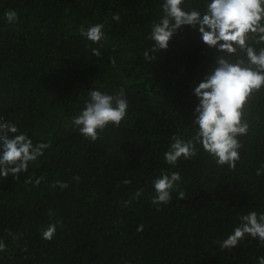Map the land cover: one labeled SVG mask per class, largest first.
Segmentation results:
<instances>
[{"label":"trees","instance_id":"16d2710c","mask_svg":"<svg viewBox=\"0 0 264 264\" xmlns=\"http://www.w3.org/2000/svg\"><path fill=\"white\" fill-rule=\"evenodd\" d=\"M162 2L0 0V117L34 145H51L18 180L0 177V240L7 248L0 264H257L264 257L250 236L231 250L216 243L240 215L264 213V89L250 104L234 170L217 167L203 150L167 165L170 138L188 139L195 131L194 88L224 54L202 43L198 26H184L166 51L150 52L156 59L146 61L143 53L153 46L146 37L162 16ZM205 3L184 0L182 7L203 11ZM9 10L17 22H7ZM97 23L105 25V38L93 44L80 29ZM120 88L129 102L125 119L95 142L85 139L72 120L88 91ZM162 170L180 172L186 199L173 191L157 211L152 182ZM57 181L68 188L53 187ZM57 221L51 241L42 239L41 231Z\"/></svg>","mask_w":264,"mask_h":264},{"label":"clouds","instance_id":"9594fccd","mask_svg":"<svg viewBox=\"0 0 264 264\" xmlns=\"http://www.w3.org/2000/svg\"><path fill=\"white\" fill-rule=\"evenodd\" d=\"M183 4L184 0H163L160 5L162 16L152 23L146 37L153 46L144 51V59L155 61V55L150 57L149 53L166 51L169 41L184 26L192 29L198 26L202 43L224 55L216 58L207 75L194 88L193 94L199 103L194 109L193 135L188 139L173 135L163 159L167 165L175 167L181 158L190 160L203 150L217 167L227 166L234 170L241 159L243 144L240 138L247 136L249 131L247 115L251 110L250 104L264 89V46H260L264 45V0H206L203 11L199 8L185 10ZM5 18L8 23H15L19 19L14 10L7 11ZM111 19L119 22L120 16L114 13ZM104 27L101 23L87 29L81 26L80 34L96 44L105 38ZM92 54L100 57L101 52L93 48ZM109 61L115 65L114 57H109ZM88 95L89 100L72 123L80 135L95 142L102 138L100 134L109 125L120 126L126 117L129 102L123 88L114 94L89 90ZM49 147L51 145L44 142L34 145L26 132H20L15 124L0 117V177L11 176L13 180H18ZM256 175H261V170H257ZM42 179H37L35 184L39 185ZM73 180L79 182L80 177H73ZM180 180V172L168 173L163 170L153 180L151 203L157 205V211H160V205L166 206L172 201L173 191L177 192V200L186 199L185 191L178 187ZM130 183L128 179L123 181L125 185ZM53 187L64 190L68 188V183L57 181ZM142 193L143 189L137 190L134 199H138ZM48 215H54L51 209ZM238 219L239 224L232 233L223 241L216 242L221 250H231L245 236L258 239L260 246L264 247V213L251 211ZM58 223H51L43 229L41 238L51 241ZM142 230L141 224L137 231ZM13 239L19 237L13 236ZM6 250L5 243L0 240V252ZM257 264H264V257H258Z\"/></svg>","mask_w":264,"mask_h":264}]
</instances>
